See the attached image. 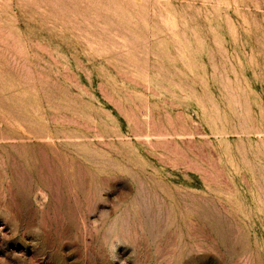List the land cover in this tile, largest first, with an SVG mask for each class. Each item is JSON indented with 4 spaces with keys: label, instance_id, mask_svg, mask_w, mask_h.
Instances as JSON below:
<instances>
[{
    "label": "rangeland",
    "instance_id": "rangeland-1",
    "mask_svg": "<svg viewBox=\"0 0 264 264\" xmlns=\"http://www.w3.org/2000/svg\"><path fill=\"white\" fill-rule=\"evenodd\" d=\"M0 264H264V0H0Z\"/></svg>",
    "mask_w": 264,
    "mask_h": 264
}]
</instances>
